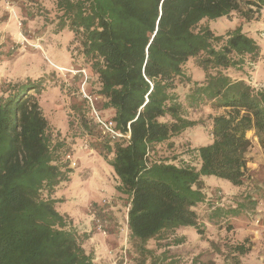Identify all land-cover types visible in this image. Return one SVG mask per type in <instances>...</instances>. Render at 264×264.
I'll list each match as a JSON object with an SVG mask.
<instances>
[{
	"label": "trees",
	"instance_id": "16d2710c",
	"mask_svg": "<svg viewBox=\"0 0 264 264\" xmlns=\"http://www.w3.org/2000/svg\"><path fill=\"white\" fill-rule=\"evenodd\" d=\"M10 1L23 18L25 34L72 35L76 53L70 58L96 80L94 96L102 99L96 111L117 130L129 129L127 143L111 142L95 130L88 102L70 108L80 123L75 133L94 138L90 147L115 175L112 197L125 201L129 247L121 258L133 250L134 264L162 263L168 248L157 255L149 246L166 240L167 247L182 244L185 236L172 237L188 227L201 235L208 224L201 211L208 212L209 224H217L211 234L223 237L219 229L235 228L248 207L257 209L251 196L218 204L204 186L209 178L242 185L248 131H254L264 156V87L255 88L249 77L260 45L241 26L216 34L204 21L257 20L264 0ZM32 22L36 29H27ZM1 39L0 56L6 47ZM189 62L202 70L203 79L192 77ZM48 83L27 78L1 91L0 264H98L87 246L97 233L94 220L104 228L102 206L109 201L90 204L94 227L89 232L58 209L64 200L59 194L72 179L64 156L84 138L54 141L38 100ZM203 106L221 112L207 117L211 143L196 145L183 133L202 123L189 118ZM251 248L246 239L230 248L233 263Z\"/></svg>",
	"mask_w": 264,
	"mask_h": 264
},
{
	"label": "rangeland",
	"instance_id": "374dc122",
	"mask_svg": "<svg viewBox=\"0 0 264 264\" xmlns=\"http://www.w3.org/2000/svg\"><path fill=\"white\" fill-rule=\"evenodd\" d=\"M261 13V12H260ZM259 18L253 21H244L243 23L238 17L231 19L218 18L214 20H205V25L209 29H212L216 34H223L227 29H232L237 26H241L244 30L249 32L250 36L255 42L260 45L261 57L257 64V72L254 74L256 80L264 81V38L261 36L263 30L261 24L264 20ZM249 25H248V24ZM247 24V25H245ZM262 25V24H261ZM25 24L21 15L15 10L14 3L10 0H0V35H2L1 41L5 43L4 54L0 56V95L1 91L9 84L21 83L27 78L37 79V77L46 78L49 81L46 90L38 100L40 102L42 112L44 113L49 126V131L53 135L54 141H64L65 144H71V140L74 138H84L83 142H87L90 147V141L94 138L89 136L87 132L82 136L81 133H75L77 130L75 123H79L76 119L73 121V115L70 113L71 106L77 104L79 92L84 91L92 96L97 89L96 80L92 76L84 80L83 73L77 75H71L69 70L82 71L85 69L82 65H79L78 61L71 59L72 55H75L76 48L71 43L72 35L65 33L62 36H55L44 30L43 33L38 34H25ZM38 25L30 23L27 29L35 28ZM36 33V32H35ZM89 69V68H87ZM67 70V71H66ZM187 70L190 71L194 79H203V72L200 68L195 67L192 62L187 64ZM91 72V70H89ZM92 73V72H91ZM250 81L254 82L253 76L249 75ZM91 78V79H90ZM89 84L90 89L83 88ZM256 87L264 86L263 83L257 84ZM32 94V93H31ZM102 99L95 102L94 108L96 110L101 108ZM215 110L209 109L208 106H203L197 109L196 112H191L190 118L192 120H201V124L198 127L188 129L185 139L187 142H193L194 144H207V140H211V136L208 135V119L207 117ZM91 112V111H90ZM92 113V112H91ZM105 115V114H104ZM108 115V114H107ZM106 115V116H107ZM89 118V117H88ZM91 118V117H90ZM89 118V119H90ZM94 123V122H93ZM80 124V123H79ZM97 128V129H96ZM95 130L99 132L98 127ZM75 129V130H74ZM58 135V136H57ZM101 140V139H100ZM73 145L71 144L70 147ZM91 149V147H90ZM252 159H259L258 154L251 150ZM73 160L76 162V167L72 169L71 176L73 180L69 187L63 190L64 199L59 204V210L66 212L68 215L76 211L77 206H82L85 203V196L81 193L83 189L82 185L86 184L91 177H87V173H84L83 169L85 164L78 159L75 154H72ZM110 159V157H108ZM97 163L106 165L104 159L98 158ZM93 166V162H90V167ZM87 178V180H85ZM219 179L209 178L208 181L215 182ZM221 181V180H219ZM116 186V182H110L109 186H106L104 195L97 194L96 198L104 197L107 202L102 206L103 211L100 220H105L104 228L106 234L103 236L99 231L90 238L91 242L88 247L94 250L96 247H105L104 255L109 256L114 264H134L133 258L136 256L131 250L130 253H126L127 258L122 257V252L126 247H129L128 239L126 237L125 227V207L124 200L118 197L109 196L114 193L113 187ZM109 188V189H108ZM208 197L213 198L219 203L223 202H243L247 200L249 196L252 199H256L257 209L251 210L249 207L246 209V216H238L235 219L234 225L230 230H221L218 232L223 234V237L211 234V229L216 225H211L206 220L207 211H201L203 215L201 219L208 223L206 231H203L201 235L197 234L193 228L188 227L186 229L192 235L186 232L185 235L176 233L172 239L185 236V240L182 244L169 245V240L163 242H157L156 245L149 246L153 250L152 254L159 255L163 250L167 249V259L158 264H235L231 256L234 245L243 242L245 239L252 247L249 254L242 257V260L238 264H262L264 261V164L260 168H255L254 171H247L246 178L243 180L242 185L235 193L228 192L220 187L211 189L209 186H204ZM217 193H220L219 196ZM122 196V194H118ZM232 196L233 197L232 199ZM102 198V199H104ZM66 199V200H65ZM230 199V201L228 200ZM92 205L93 202H90ZM90 209V205L88 207ZM89 212V211H88ZM91 214V213H89ZM200 219V220H201ZM224 223V222H221ZM78 226V225H77ZM81 231L91 230V226L85 225L78 226ZM120 229V230H119ZM210 229V230H209ZM118 231L119 234H115ZM99 235V236H98ZM118 244H116V241ZM110 245V247H107ZM149 260L147 261V264Z\"/></svg>",
	"mask_w": 264,
	"mask_h": 264
},
{
	"label": "crops",
	"instance_id": "0c3cea01",
	"mask_svg": "<svg viewBox=\"0 0 264 264\" xmlns=\"http://www.w3.org/2000/svg\"><path fill=\"white\" fill-rule=\"evenodd\" d=\"M260 12H261L260 13L261 15H260L259 20H262V18H264V8L261 9ZM247 24H245V25H247ZM261 24L259 23L258 25H260V27L262 26V28L264 29V20ZM244 31H247V30H244ZM260 57H259V61H260ZM89 70L90 69H87V68L82 70V73H83L84 78H85L84 80L88 79L89 77L92 78V76L94 77V75ZM256 72H257V66L255 69V72L251 73V75L253 76L252 79L254 80L252 85H255V83H257V84L263 83L264 84V81H261V80L259 81V80L255 79L254 74ZM93 79H95V77ZM89 86H90L89 84H86V86H84L83 88L88 90V89H90ZM99 100H101V99H98V101ZM220 112H221L220 110H215L212 112V114L213 113L217 114ZM209 129H210V127H209ZM186 133H188V131H185L183 133V135H185ZM246 137L251 141V145L245 154L246 161H247V171H254L256 167L260 168L264 164V156H263L262 150L259 146L258 140L256 139V137L254 135V131L253 130L248 131L246 133ZM207 141H208L207 144L211 143V140H207ZM73 150H74L75 156H77L78 159L80 161H82L83 164H85V168L83 169V171H84V173H87V177H91V179L89 178L88 182L81 186V188L83 189V192L81 194L83 196H85V198H86L84 205L77 206L75 212H73L69 215L66 213V215L69 217L70 220H72V224H75L78 226L79 225H85L87 227H89V226L94 227L93 226L94 224H92V222H91V214H89L90 211L88 208L90 205V202L98 203L102 200V198L107 197V195H104V194H107V193H105L106 192L105 189H107L106 186L110 185L111 180L116 182V178H115V175H113L112 169L108 166V164L102 165L100 163H97L98 165L95 166L94 163H96V160L100 157L93 151L92 148L87 150V151H83L80 149V147L73 145ZM251 150H253V152H256V154H258L259 159L256 160V159H252V157H250L252 154ZM90 162L91 163L93 162V166H91V167H90ZM72 180H73V176H72L71 182H72ZM85 180H87V178H85ZM71 182L66 184L64 186V189L69 187ZM116 185H117V183H116ZM205 185L209 186L211 189H215V187L223 188L228 192L229 195L231 193L237 192L239 189V188L233 187L228 182L219 181V180H216L215 182H213V181H208L207 183L205 182ZM114 188L115 187H113L114 193H111L110 196L115 195L116 191L114 190ZM62 192H60L59 195L63 194ZM97 194L103 195L104 197L97 199L96 198ZM62 196H64V195H61V197ZM186 229H188V228L180 229L176 233L185 235L186 232H188ZM188 233H189V235H192L190 232H188ZM95 234H97V233H95ZM93 235L91 236V238L94 237ZM115 241H116V244H114V246H116L118 244L117 240H115ZM90 242H91V240L89 241V244H90ZM105 247L100 246V247H96L94 250H92L96 256V261L98 264H110V261H112V259L109 256L104 255ZM107 247H110V245H107ZM87 249L89 250L90 248L87 246ZM111 264H114V263H111Z\"/></svg>",
	"mask_w": 264,
	"mask_h": 264
},
{
	"label": "built area",
	"instance_id": "2783aa9c",
	"mask_svg": "<svg viewBox=\"0 0 264 264\" xmlns=\"http://www.w3.org/2000/svg\"><path fill=\"white\" fill-rule=\"evenodd\" d=\"M261 36L264 38V29L261 32ZM67 72L71 73V75H77V74L82 73V71H74V70H69ZM254 87L257 89H260L261 87H264V86H261V87L257 86L256 87V85H254ZM77 96L79 97V99L81 101L88 102L90 110L93 114L94 123H96L98 125V129H99V133H100L101 138L102 137L106 138L111 142L118 141L119 139H123L126 143L129 141V138H130L129 129L127 130V132H121L120 130L116 129V127L112 121L105 120V119L100 117L99 113L94 108L95 102H97L98 99H100L99 97L92 96L88 93H84L83 91L79 92V94ZM80 149L83 151L89 150L90 149L89 144L87 142L81 143ZM72 154H74V153L72 151H69L64 156V161L68 164V168L70 170L75 168L77 165L75 160H73V158H72ZM217 194L219 196L221 195L220 193H217ZM94 223L96 224L97 231H99L103 236H105L106 231L104 230L103 225L100 224V222L98 220H94ZM262 264H264V261L262 262Z\"/></svg>",
	"mask_w": 264,
	"mask_h": 264
}]
</instances>
